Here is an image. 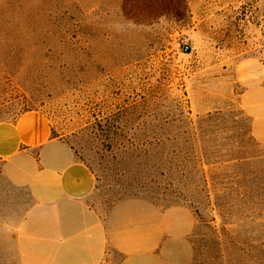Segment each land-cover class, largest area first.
I'll use <instances>...</instances> for the list:
<instances>
[{
	"label": "rangeland",
	"instance_id": "obj_1",
	"mask_svg": "<svg viewBox=\"0 0 264 264\" xmlns=\"http://www.w3.org/2000/svg\"><path fill=\"white\" fill-rule=\"evenodd\" d=\"M43 1L58 26L22 45L0 94L44 113L96 172L102 217L188 207L191 264H264V143L242 104L264 90V0ZM32 204L0 167V264H21Z\"/></svg>",
	"mask_w": 264,
	"mask_h": 264
},
{
	"label": "crops",
	"instance_id": "obj_2",
	"mask_svg": "<svg viewBox=\"0 0 264 264\" xmlns=\"http://www.w3.org/2000/svg\"><path fill=\"white\" fill-rule=\"evenodd\" d=\"M250 96L242 104L255 139L264 143V90L253 101ZM53 133L44 113L26 111L13 92L0 94V167L5 179L28 190L33 200L16 230L21 264H163L168 257H178L179 264L194 261L190 234L196 218L190 208L148 205L122 221L117 216L122 207H116L105 219L90 202L98 189L96 172L68 140Z\"/></svg>",
	"mask_w": 264,
	"mask_h": 264
},
{
	"label": "trees",
	"instance_id": "obj_3",
	"mask_svg": "<svg viewBox=\"0 0 264 264\" xmlns=\"http://www.w3.org/2000/svg\"><path fill=\"white\" fill-rule=\"evenodd\" d=\"M34 2L45 3L43 0L0 2V80L8 79L13 75L9 69L20 59L23 44L26 46L25 50L37 48L40 42L42 43L37 41L40 40V35L58 26L51 13H39L34 10ZM212 165L205 162L204 167ZM201 168L204 170L202 165Z\"/></svg>",
	"mask_w": 264,
	"mask_h": 264
},
{
	"label": "built area",
	"instance_id": "obj_4",
	"mask_svg": "<svg viewBox=\"0 0 264 264\" xmlns=\"http://www.w3.org/2000/svg\"><path fill=\"white\" fill-rule=\"evenodd\" d=\"M190 49L189 48H187V51H189Z\"/></svg>",
	"mask_w": 264,
	"mask_h": 264
}]
</instances>
